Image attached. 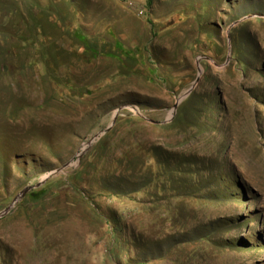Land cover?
I'll use <instances>...</instances> for the list:
<instances>
[{
	"label": "rangeland",
	"instance_id": "1",
	"mask_svg": "<svg viewBox=\"0 0 264 264\" xmlns=\"http://www.w3.org/2000/svg\"><path fill=\"white\" fill-rule=\"evenodd\" d=\"M70 161L0 264H264V0H0V212Z\"/></svg>",
	"mask_w": 264,
	"mask_h": 264
},
{
	"label": "water",
	"instance_id": "2",
	"mask_svg": "<svg viewBox=\"0 0 264 264\" xmlns=\"http://www.w3.org/2000/svg\"><path fill=\"white\" fill-rule=\"evenodd\" d=\"M202 72V70H201V68H199V73H201ZM199 80H200V76H198L197 77V79H196V81H195V83L193 84V86L191 87V88H189L183 95H181L180 97H179V99H178V102L175 104V109L177 108V106H178V103L184 98V97H186V96H188L190 93H191V91L194 89V87L196 86V84L199 82ZM98 136V135H97ZM84 151V150H83ZM81 154H79L78 155V157L80 156ZM72 164H74V162L73 161H70V162H68V163H66V164H64L63 166H61V167H59V168H57V169H54V170H52V171H50L49 173H47V174H45L43 177H42V180L39 182V183H37L36 185H31V186H28V187H26V188H24L23 190H22V192L14 199V201H13V203L11 204V205H9L5 210H3V211H1L0 212V217H2V216H4L7 212H9L10 211V209L13 207V205L20 199V198H22L30 189H32V188H34V187H39V186H41L49 177H51L52 175H56V174H58V173H60L63 169H65L66 167H68V166H71Z\"/></svg>",
	"mask_w": 264,
	"mask_h": 264
},
{
	"label": "trees",
	"instance_id": "3",
	"mask_svg": "<svg viewBox=\"0 0 264 264\" xmlns=\"http://www.w3.org/2000/svg\"><path fill=\"white\" fill-rule=\"evenodd\" d=\"M99 53H100V52H97V53L95 52V55L97 56Z\"/></svg>",
	"mask_w": 264,
	"mask_h": 264
},
{
	"label": "crops",
	"instance_id": "4",
	"mask_svg": "<svg viewBox=\"0 0 264 264\" xmlns=\"http://www.w3.org/2000/svg\"><path fill=\"white\" fill-rule=\"evenodd\" d=\"M124 65V63H122Z\"/></svg>",
	"mask_w": 264,
	"mask_h": 264
}]
</instances>
